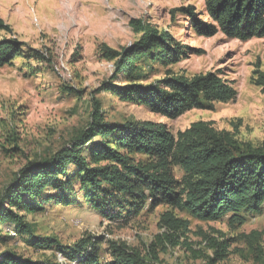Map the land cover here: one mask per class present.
I'll return each mask as SVG.
<instances>
[{
  "label": "rangeland",
  "instance_id": "374dc122",
  "mask_svg": "<svg viewBox=\"0 0 264 264\" xmlns=\"http://www.w3.org/2000/svg\"><path fill=\"white\" fill-rule=\"evenodd\" d=\"M186 7H192L202 21H210L204 0H0V18L23 44L15 60L0 67V193L26 162L49 157L70 143L87 126L96 103L108 121H152L176 135L202 120L241 141L262 145L264 89L255 79L256 72L264 70V38L242 41L222 32L201 36L179 10ZM139 21L190 48H184L186 55L174 63L138 60L142 82H156L168 73L192 77L215 71L229 81L236 96L169 119L101 89L115 74L114 61L105 58L102 46L120 51L132 45L142 35L136 29ZM125 79L119 73L113 82ZM183 174L181 167H174L177 180ZM73 184L74 197L84 202L79 184L76 180ZM42 203L44 213L23 212L35 235L54 237L66 246L89 236L102 237L99 249L104 260L109 259L108 243L113 241L141 252L147 264H207V256L214 257L204 239L208 235L226 243L227 256L213 264H264V208L259 213L243 212L246 219L239 225L230 223L229 216L203 221L171 205L150 209V199L143 210L118 221L102 217L88 203L66 205L52 199ZM165 211L188 221L187 245L164 246L157 239L164 231L159 218ZM2 227L0 255L11 252L39 263L76 264L55 249L33 250L26 243L28 235L9 236L12 224ZM253 231L260 237L244 238ZM154 244L155 254L148 255Z\"/></svg>",
  "mask_w": 264,
  "mask_h": 264
},
{
  "label": "trees",
  "instance_id": "16d2710c",
  "mask_svg": "<svg viewBox=\"0 0 264 264\" xmlns=\"http://www.w3.org/2000/svg\"><path fill=\"white\" fill-rule=\"evenodd\" d=\"M204 2L210 21H202L192 7L179 9L189 16L197 34L210 37L222 32L242 41L264 38V0ZM136 29L142 35L132 45L120 51L102 46L105 58L114 61L115 74L101 89L145 105L169 119L236 96L229 81L215 71L192 77L168 73L156 82H142L144 75L137 67L138 60L147 57L174 63L186 55L184 48H190L176 44L168 33L140 21ZM22 45L0 18V67L11 64ZM119 73H123L125 81L113 82ZM256 74V84L264 89V70ZM175 166L184 171L181 180L175 178ZM74 180L83 192L84 202L73 195ZM52 191L56 193L51 194ZM51 199L66 205L88 203L110 221L137 214L150 199V209L171 205L203 221L229 216L230 223L241 225L246 219L243 212L259 213L264 208V143L254 146L202 120L176 135L166 125L152 121H108L96 103L87 126L70 143L49 157L26 162L0 193V231L4 230L3 224H12L14 231L9 230V236L28 235L26 243L35 251L55 249L76 264H147L141 252L113 241L108 243L109 259L104 260L99 249L102 237L89 236L66 246L54 237L35 235L23 212L44 213L42 202ZM159 226L164 231L157 239L164 246L187 245V220L165 211L160 215ZM257 237V231L244 235L248 240ZM204 239L214 253V257L207 256V264L227 256L226 243L208 235ZM156 245L149 248L148 255L155 254ZM0 264L51 263L6 252L0 255Z\"/></svg>",
  "mask_w": 264,
  "mask_h": 264
}]
</instances>
